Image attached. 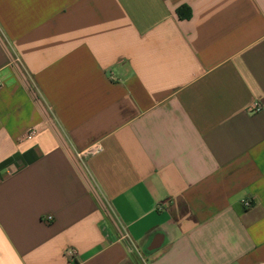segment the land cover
Wrapping results in <instances>:
<instances>
[{
    "label": "crops",
    "instance_id": "1",
    "mask_svg": "<svg viewBox=\"0 0 264 264\" xmlns=\"http://www.w3.org/2000/svg\"><path fill=\"white\" fill-rule=\"evenodd\" d=\"M0 264H264V0H0Z\"/></svg>",
    "mask_w": 264,
    "mask_h": 264
},
{
    "label": "built area",
    "instance_id": "2",
    "mask_svg": "<svg viewBox=\"0 0 264 264\" xmlns=\"http://www.w3.org/2000/svg\"><path fill=\"white\" fill-rule=\"evenodd\" d=\"M258 110H259V105H258V104H254V106L250 108V112H257ZM35 132H36V131H35L34 128H33V129H30V130L25 134V139H28V140L32 139L33 136H34V134H35ZM243 206H244L245 208H248V207L251 206V203H250L249 201H244V202H243ZM161 209H162V208L159 207L158 210H161Z\"/></svg>",
    "mask_w": 264,
    "mask_h": 264
},
{
    "label": "trees",
    "instance_id": "3",
    "mask_svg": "<svg viewBox=\"0 0 264 264\" xmlns=\"http://www.w3.org/2000/svg\"><path fill=\"white\" fill-rule=\"evenodd\" d=\"M178 13L180 17L189 18L190 16V11L187 7L180 9Z\"/></svg>",
    "mask_w": 264,
    "mask_h": 264
}]
</instances>
